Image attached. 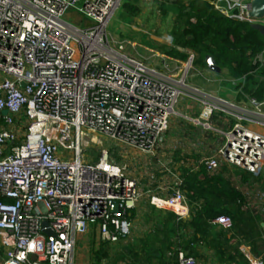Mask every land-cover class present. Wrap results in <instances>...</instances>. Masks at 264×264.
<instances>
[{
  "label": "built area",
  "instance_id": "built-area-1",
  "mask_svg": "<svg viewBox=\"0 0 264 264\" xmlns=\"http://www.w3.org/2000/svg\"><path fill=\"white\" fill-rule=\"evenodd\" d=\"M120 3L0 0V264H74L75 237L91 227L109 243L127 240V216L141 200L178 219L190 215L192 204L178 186L143 188L124 164L110 159L106 148L100 149L95 164L82 156L97 135L153 153L177 98L185 94L184 73L175 80L129 56L122 43L107 37L105 25ZM212 4L229 18L254 21L247 15L248 0ZM70 10L88 22L78 26L63 19ZM165 37L172 46L171 37ZM176 49L187 54L190 65L194 53ZM199 101L198 117L191 121L202 129L212 130L217 111L235 121L222 132L224 141L213 144V153L190 170L217 174L221 164H229L259 175L264 135L240 121L264 127L260 103L249 98L252 110L244 114L221 99ZM209 223L223 231L231 228L225 214ZM238 249L245 264H264L247 245ZM175 261L195 264L181 250Z\"/></svg>",
  "mask_w": 264,
  "mask_h": 264
},
{
  "label": "trees",
  "instance_id": "trees-1",
  "mask_svg": "<svg viewBox=\"0 0 264 264\" xmlns=\"http://www.w3.org/2000/svg\"><path fill=\"white\" fill-rule=\"evenodd\" d=\"M212 2L213 0H171L166 5L173 11L172 24L168 29L172 46L167 52L176 53V47L187 48L194 53L192 63L203 66L206 57H210L216 66L224 69L235 80L236 87L239 86L238 79L244 76L240 90L255 100L259 99L262 86L260 82L253 80V74L259 64L257 55L264 49V33L253 28L249 22L223 15L213 7ZM129 8L133 10L135 7ZM184 55L182 52V57ZM180 177L179 188L189 204H192L190 215L174 222L173 214L168 212L164 219L154 220L151 229L136 240L140 246L137 251L132 249L133 244L123 247L121 257L129 258L123 259L124 264H130L140 251L144 256L143 264H176V251L193 255L197 241L221 253L231 246L235 257L239 259L237 251H234L235 243L231 239L240 235L243 238L255 236L256 217L240 208L244 206V198L220 174H207L202 169L191 171L185 168ZM218 214H225L230 218L229 230L214 228L209 223ZM133 216L134 211L130 210L127 219L131 220ZM172 244L176 245L170 248ZM257 248L258 246H254V249Z\"/></svg>",
  "mask_w": 264,
  "mask_h": 264
},
{
  "label": "crops",
  "instance_id": "crops-1",
  "mask_svg": "<svg viewBox=\"0 0 264 264\" xmlns=\"http://www.w3.org/2000/svg\"><path fill=\"white\" fill-rule=\"evenodd\" d=\"M153 1H156V3L158 4L157 7L159 10H155V12L157 13L156 16H165L167 12V7L165 6L168 5L171 0ZM161 5H163L165 8L161 7ZM147 9L148 8H143L144 11H146ZM172 13L173 11L172 9H170L168 14L172 15ZM260 22L264 25V16L262 17ZM135 24L137 23L135 22ZM136 26H138V24ZM124 35H126L124 37H128L127 34ZM160 35L162 36V38H160ZM164 36L165 33L162 34L157 32L155 36H153L155 43H151L152 45H155L153 47L151 46V44H147L148 40L145 41L141 37L138 38V42L145 44L143 45V49H159V52H155V54H153L154 57L159 58L158 68L154 65L147 66L154 68L158 72L161 71V73L163 74H166L165 72L168 71L167 68L169 67L174 69L178 68L181 71V74L184 73L183 81L186 82L187 85L185 84V88H188V90H183L185 94L180 95L181 97L179 102H177V105H175L176 107L173 109V112L169 116V119H171V123L167 126V129L162 134L161 139L159 140L155 148L157 149V154L155 156V158H157L156 160L163 157L165 158L163 159V161L164 163L166 162V165L168 167H164L163 170L168 169V171L172 173L170 179H175L173 184L176 185V187H179L181 184L180 176L182 170L185 168L191 169V166H195L203 156L205 157L211 155L213 153V148L215 147L213 146V144L215 142H218L219 144V142L222 143L224 141L222 132L228 130L231 124L235 121L234 117L229 113L217 111L213 114V119L210 122L212 130L202 129L201 126L191 121L196 118L200 109L201 103L199 100L201 98H208L209 100H212V102L217 103V100L221 99L225 103H230L236 106L239 111L245 112L244 114L250 112L252 110V107L248 103V99L251 97L240 90L241 85L243 84V81L245 79L244 76H241L238 79L239 86L236 87L234 85L235 80L228 76L227 72L224 69H220V72L216 73L208 70L206 66L193 63L188 65L187 68L186 63H182V51L177 50L176 53L172 54L170 52H167L170 48V45L167 44L165 40H163ZM125 39V42L113 39L112 41L118 43L120 42L123 45L125 43L123 51L129 56H133L132 54H129V49L131 47L132 49H134V40L131 42L130 39ZM125 50L128 52H126ZM141 60L143 61L144 58ZM257 60L259 61V64L258 67L254 70L255 73L253 74V80L261 83L262 91L259 93L261 97L259 99H256V102L260 103V107L264 112V49L260 54L257 55ZM192 90L195 91L192 93ZM249 118L255 117L251 115V117ZM261 120L264 119L261 118ZM240 124L264 135V127L262 126L252 124L250 122H247V120H241ZM216 134H219L220 136L216 137ZM132 162L129 161L131 165H129L130 168H128L127 173L139 182V180L141 181L142 177V174L140 172L141 170L136 171L133 168L135 165ZM122 163L123 162L121 160V163L119 165H121ZM160 171H162V169H159V171L155 174V180L158 183L156 185L157 188L165 187L160 186V183L167 182L168 185L170 183V180L167 181L165 178L161 177L162 175H160ZM217 174H220L231 187H234L241 193L242 197L244 198V206L240 208H243L244 210L249 212L251 216L256 217L254 218L255 226L253 225L254 228H256V234L253 237V240L255 241L253 243L257 244L258 249H254L253 252H255L256 255L260 256L264 261V165L258 177H252L250 176V174L241 172L240 170L235 169L229 164H221L220 171ZM139 184L143 188H147L146 184L148 183L143 182ZM144 203L145 202L143 200L137 203L135 209L133 210L134 216L137 213L139 214ZM132 220L133 219L130 220V233L132 236H137L134 233L135 228L134 222ZM93 232L94 228H89L84 234L76 236L74 242H76V240H79L86 233H89L91 235L93 234ZM188 232L190 233V231ZM238 237H234V239H231V242L235 243V240H238L239 244L241 242L240 238H242V236L240 235V237ZM248 242H246L245 245H247L251 249V245ZM238 244L237 247H235L234 251H237L239 258H244L238 249ZM233 253L234 252L231 249V246L229 248L227 247L224 253H221L217 252L212 247H209L207 245L204 246L201 241H197V243L194 244L193 255L191 256L195 258V264H234V259H232L231 257V254Z\"/></svg>",
  "mask_w": 264,
  "mask_h": 264
},
{
  "label": "rangeland",
  "instance_id": "rangeland-1",
  "mask_svg": "<svg viewBox=\"0 0 264 264\" xmlns=\"http://www.w3.org/2000/svg\"><path fill=\"white\" fill-rule=\"evenodd\" d=\"M156 1H147V0H121V3L117 7V9L113 12L112 16L110 17L109 21L105 25V32L107 34V37L112 41L113 40H121V41H126L125 38L130 39L132 42L134 40L133 47L129 49V54H132L134 58L136 59H143L147 63V65H154L158 68L159 64V58L154 57L153 54L155 52H159V49H143V45L140 42H138V38L141 37L145 41L148 40L147 44L155 43L153 36L158 33H162L166 36H168V29L171 27L172 24V15H169L168 12L170 11V8L167 6L166 8V15L165 16H156L155 10H159L157 7ZM130 7H135L133 10L129 8ZM164 7V6H163ZM166 7V6H165ZM164 7V8H165ZM143 8H148L146 11L143 10ZM136 11V12H135ZM119 13V14H118ZM63 19L66 21H69L71 23H74L78 26H82L84 23L88 22L86 18L82 17L80 14L67 11L63 15ZM138 24H135V22ZM134 23V24H133ZM117 28V30H116ZM136 28V29H135ZM139 29V30H138ZM116 30V31H115ZM129 32V33H128ZM164 32V33H163ZM127 34L128 37H124ZM143 35V36H142ZM113 36V37H112ZM161 36V35H160ZM162 38V36L160 37ZM163 40H165L168 43V40L166 37H163ZM113 42V41H112ZM123 42V43H124ZM125 45V43H124ZM123 45V48H124ZM151 46H155L152 45ZM151 47V48H152ZM126 49V47H125ZM156 50V51H155ZM126 51V50H125ZM128 52V51H126ZM185 54V53H184ZM195 57V56H194ZM187 54L183 56V62L186 63L187 61ZM185 59V60H184ZM195 58H193L194 60ZM142 61V60H141ZM142 61V62H143ZM144 62V63H145ZM145 63V64H146ZM192 63V62H191ZM171 68V67H169ZM168 69L167 72H165L167 75L172 76L173 79L177 80L181 74V71L177 68H171ZM188 68V65H187ZM190 68V67H189ZM160 71V70H159ZM161 72V71H160ZM184 80V79H183ZM185 84L186 82L183 81ZM187 85V84H186ZM188 90V88H185V90ZM191 91V90H190ZM179 96L177 98V102L180 100ZM176 102V105H177ZM225 106V105H224ZM176 106H174L175 108ZM228 108L227 106H225ZM198 117V116H196ZM171 123V119H168V125ZM216 137H219V134H216ZM97 143H90L89 142V147L83 148V158L85 160H88L92 164L97 163L98 158H99V151L101 148H106L110 151V159L116 163L120 164L122 160V164L125 165L126 171H128L129 161H133L132 163L136 166L133 167L136 171L141 170V181L139 180V183H145L147 182L150 187H152L154 190H157L158 188L156 185L158 184L157 181L155 180V174L159 171V169H162L160 171V175H162V178H165L167 181L170 180V183L168 185L167 182L165 183H160V186H167L169 187H176V185L173 184L174 180H171L170 177L172 173L168 171V169H164V167H168L166 165V162L164 163L163 158H160L156 160L155 158L157 154V149L153 151V154H148L144 153L139 149L133 148L128 145H122L119 142H114L110 139H107L101 135H97ZM155 153V154H154ZM261 173V172H260ZM259 173V175H260ZM249 174V173H248ZM257 175V176H259ZM131 176V175H130ZM251 176V175H250ZM249 177V176H248ZM154 179V180H153ZM153 180V181H152ZM155 181V182H154ZM145 201V200H144ZM168 216L167 211H161L158 209L153 208L147 203H144L142 210L139 212V214H135L133 216V222H134V233L137 236H132L131 233L128 236V239L126 240H121L116 243H109L107 241H104L100 239V236L94 231L93 234L86 233L81 237L79 240H76L73 248V262L74 264H124L125 261L123 260L124 258L126 260H129L127 257H121L122 255V249L123 247H126L128 244H133L132 249L137 251L139 246V242L136 240L141 238L146 232H148L151 229V226L156 219H164V217ZM173 221H177L178 218L175 217V215L172 216ZM171 219V218H169ZM180 220V219H179ZM216 228V227H215ZM91 233V232H90ZM2 236V232H0V238ZM236 236V235H235ZM243 236V235H242ZM136 237V238H134ZM138 237V238H137ZM245 237V236H244ZM247 237V236H246ZM244 240H240L241 244H245L249 240V244L251 245V253L253 255H256L254 251V246L255 248L257 247V244H254L253 240L254 238H243ZM235 246L237 247L238 240H235ZM127 244V245H126ZM238 244V245H239ZM129 245V246H130ZM172 247H175L174 244H172ZM138 247V248H137ZM164 249V248H163ZM258 249V248H257ZM165 251V250H164ZM2 252H3V247L0 243V259L2 258ZM143 253L140 251L137 253V257L133 258V262L131 261L130 264H143ZM231 257L234 258L235 263L234 264H242L246 263V260L244 258H237L235 257V254H231ZM154 261V260H152ZM264 262V261H263Z\"/></svg>",
  "mask_w": 264,
  "mask_h": 264
},
{
  "label": "water",
  "instance_id": "water-1",
  "mask_svg": "<svg viewBox=\"0 0 264 264\" xmlns=\"http://www.w3.org/2000/svg\"><path fill=\"white\" fill-rule=\"evenodd\" d=\"M247 15L254 20L252 23H250L251 26L253 28H256L257 30H259L260 32L264 33V25L260 22V20L264 16V0H248ZM205 66L208 70H210L212 72H216V73L220 72V68L213 63V61L210 57H206ZM111 209L113 211H115L116 206L112 205ZM41 226L44 227L45 222L41 223ZM42 231L48 235L53 234L47 228H45V229L42 228ZM29 258L32 260V259H34V256L30 255Z\"/></svg>",
  "mask_w": 264,
  "mask_h": 264
}]
</instances>
